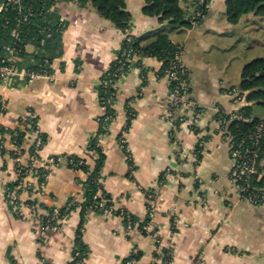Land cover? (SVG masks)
Instances as JSON below:
<instances>
[{
    "label": "crops",
    "instance_id": "0c3cea01",
    "mask_svg": "<svg viewBox=\"0 0 264 264\" xmlns=\"http://www.w3.org/2000/svg\"><path fill=\"white\" fill-rule=\"evenodd\" d=\"M180 1L196 18L189 27L168 29L191 103L175 108L162 60L143 55L118 81L112 105L102 102L101 80L127 35L145 38L167 27L144 12L146 0H124L125 31L92 2L48 7L41 23L51 30L47 45L40 47L32 33L17 63L47 58L54 80L0 83L4 144L14 147L26 171L19 189L16 161L0 151V264H74L77 250L79 264H126L134 253L136 264H264V205L244 199L232 180L229 139L216 118L218 109L232 115L252 104L242 95L235 101L232 90L245 65L264 57V20L249 14L230 24L226 0ZM195 105L205 110L198 124ZM30 113L45 137L37 157ZM254 113L264 119V109ZM57 157L62 161L49 165ZM93 174L113 213L85 207ZM7 188L19 192L22 216ZM70 202L53 227L44 225L54 208Z\"/></svg>",
    "mask_w": 264,
    "mask_h": 264
},
{
    "label": "built area",
    "instance_id": "2783aa9c",
    "mask_svg": "<svg viewBox=\"0 0 264 264\" xmlns=\"http://www.w3.org/2000/svg\"><path fill=\"white\" fill-rule=\"evenodd\" d=\"M9 7H12L13 10L16 11L14 17H4V14L6 13L7 15L9 12ZM47 12L48 7H42L36 11L31 6H26L24 0H8L4 6L0 7V83L6 84L19 78H24L27 81L34 79L54 80L50 61L47 58L43 57L37 64L26 67H20L17 63V58L23 55L27 43V41H24L22 38V27L24 25L34 26V36L40 47L47 45L51 30L41 24ZM126 39L128 43L131 42L132 35H127ZM135 56L136 54H134L131 48L124 47V45L122 46L114 70L111 69L108 71L101 80V89L104 90L102 95V102L104 104L112 105L118 87V81L128 72ZM165 76L168 78L171 85L168 101L172 108L183 104L191 105L187 98L189 82L186 77L185 67L181 60L180 51L176 54L170 67L166 69ZM232 94L235 101H242L243 97L237 88L232 90ZM0 107L3 108L1 99ZM192 107L194 108L193 122L198 124L205 110L199 105ZM221 114L225 113L220 109L216 110V116H220ZM230 116L231 119L242 118L239 110ZM172 118L174 117L172 116ZM29 120L33 134L32 149L34 157H37L36 155L45 145V137L34 115L31 113L29 115ZM262 136L263 127L261 126L246 139L234 140L228 137L231 158L230 176L240 189L242 197L250 203L259 206L264 205V189L255 186L253 182L256 176L260 178L263 175V173H260L259 169L264 166V148L261 147ZM1 137L0 135V139ZM2 149H5V154L7 156L12 157L16 161V166L21 172L18 188L22 189L25 186L26 171H24L25 169L21 164L20 155L14 147L8 148L4 143H0V151ZM61 161L62 157H57L52 159L49 165H58ZM69 163L71 165L82 164V162L77 163L74 159H69ZM6 196L13 210L16 211L19 216H22L23 211L20 209L21 202L19 199V192L14 188H7ZM74 204V202L68 203L64 210L54 208L51 212V216L44 220V225L49 228L53 227L54 222L59 217H62L64 213L69 212ZM26 206L35 209V205L32 203H27ZM90 208L104 214H110L115 211L112 206H106L104 202L97 203ZM132 228L133 224L129 219L127 229L130 231ZM80 257L81 252L77 250L74 264H79ZM137 261V254L134 253L126 264H136Z\"/></svg>",
    "mask_w": 264,
    "mask_h": 264
},
{
    "label": "trees",
    "instance_id": "16d2710c",
    "mask_svg": "<svg viewBox=\"0 0 264 264\" xmlns=\"http://www.w3.org/2000/svg\"><path fill=\"white\" fill-rule=\"evenodd\" d=\"M59 1L67 0H24V4L26 6H31L37 11L42 7L47 8ZM79 1L83 3L92 2L96 4L100 12L116 23L119 28L123 31L128 28L130 15L125 11L124 0ZM196 8L200 9V6ZM144 12L158 17L161 22H165L167 27L151 32L145 38H138L132 35V41L128 43L127 39H125L123 45L124 47L131 48L136 55L154 56L162 60V72L165 75L166 69L170 67L171 62L174 60L179 51L178 47L172 43L168 29L189 27L196 17L190 18L188 16V9L181 5L180 0H146ZM249 14H253L264 20V0H226V16L230 24H238L244 16ZM15 15L16 11H14L12 7H9V12L7 15L5 13L4 17H14ZM32 33H35L33 25L26 24L22 27V38L24 41H27ZM115 65L112 68L113 70ZM238 90L248 102L252 103L251 105L244 106L239 110L242 118L231 119V116L226 114H221L220 116L217 115L216 118L221 121V124L226 131V135L234 140L246 139L252 135L257 128L262 126L263 136L261 139V147L264 148V119L256 116L254 113V107L264 109V57L256 58L245 65L242 71V79ZM103 91L104 90H102V94ZM0 110L2 111L1 107ZM7 132L8 130L0 124V135L2 136L0 143L5 142L3 136ZM1 151L5 153V149H2ZM259 169L260 173H263V175L260 178L256 176L253 184L261 189H264V166ZM100 202H104L106 206H110L109 203L98 196L96 176L93 174L88 180L87 202L85 207L90 208ZM139 255L140 254L137 253L138 258Z\"/></svg>",
    "mask_w": 264,
    "mask_h": 264
},
{
    "label": "water",
    "instance_id": "95a60500",
    "mask_svg": "<svg viewBox=\"0 0 264 264\" xmlns=\"http://www.w3.org/2000/svg\"><path fill=\"white\" fill-rule=\"evenodd\" d=\"M7 1L8 0H0V7L4 6L7 3Z\"/></svg>",
    "mask_w": 264,
    "mask_h": 264
}]
</instances>
